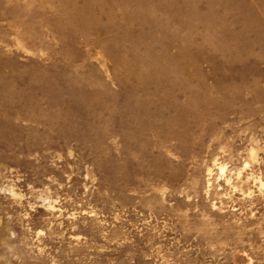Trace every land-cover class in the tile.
I'll list each match as a JSON object with an SVG mask.
<instances>
[{"label": "rangeland", "instance_id": "374dc122", "mask_svg": "<svg viewBox=\"0 0 264 264\" xmlns=\"http://www.w3.org/2000/svg\"><path fill=\"white\" fill-rule=\"evenodd\" d=\"M0 264H264V0H0Z\"/></svg>", "mask_w": 264, "mask_h": 264}]
</instances>
